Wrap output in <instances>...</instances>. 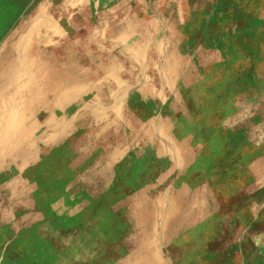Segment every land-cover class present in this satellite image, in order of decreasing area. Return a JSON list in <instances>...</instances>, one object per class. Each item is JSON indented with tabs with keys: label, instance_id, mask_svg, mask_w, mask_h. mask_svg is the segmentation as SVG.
Masks as SVG:
<instances>
[{
	"label": "rangeland",
	"instance_id": "1",
	"mask_svg": "<svg viewBox=\"0 0 264 264\" xmlns=\"http://www.w3.org/2000/svg\"><path fill=\"white\" fill-rule=\"evenodd\" d=\"M0 264H264V0H0Z\"/></svg>",
	"mask_w": 264,
	"mask_h": 264
}]
</instances>
